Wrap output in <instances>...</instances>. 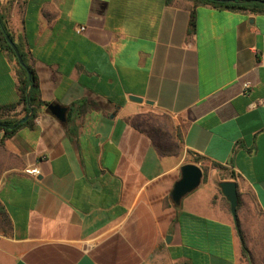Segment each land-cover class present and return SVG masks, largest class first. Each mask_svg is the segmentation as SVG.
I'll return each mask as SVG.
<instances>
[{
	"label": "crops",
	"instance_id": "crops-1",
	"mask_svg": "<svg viewBox=\"0 0 264 264\" xmlns=\"http://www.w3.org/2000/svg\"><path fill=\"white\" fill-rule=\"evenodd\" d=\"M192 7L0 0L46 103L0 139L8 264H240L219 182L264 213V12ZM17 69L0 46V118L25 116ZM185 163L208 168L175 204Z\"/></svg>",
	"mask_w": 264,
	"mask_h": 264
},
{
	"label": "trees",
	"instance_id": "trees-1",
	"mask_svg": "<svg viewBox=\"0 0 264 264\" xmlns=\"http://www.w3.org/2000/svg\"><path fill=\"white\" fill-rule=\"evenodd\" d=\"M167 3H171L172 0H166ZM193 2V7L191 9V23L193 25L195 21V6L202 3H209L210 5L214 7H225L229 9H248L252 12H264V2L262 0H236L235 2H223L221 0H191ZM241 1V2H239ZM6 35H9L8 30L5 26V23L3 22L2 17L0 16V46L5 49L16 61L17 63V74H18V92H19V101L23 104L24 113L25 115L28 114L30 111V108L28 105L32 106V113L31 116L25 120L22 121V118H16V117H6V118H0V130L2 131V135L0 139L10 137L13 135L19 128L25 125H32L33 118L35 117V106L38 104H46L45 102L41 101L38 97V82L37 77L32 69V67L28 66V71L30 72V76L27 74V70L23 68L17 61V58L15 56V53L13 52L12 48L7 44L6 42ZM23 60V54L20 52ZM25 62V60H24ZM14 104L3 107L4 110H10L14 108ZM203 170V177L206 175L207 167L201 166ZM240 200L238 198V206L237 210L239 208ZM0 213L3 215L5 221L7 224L8 218L5 214L4 208L0 205ZM240 226V225H239ZM240 249H241V255H243L248 263H251V259L249 257V250L245 241V237L243 236L241 232V238H240Z\"/></svg>",
	"mask_w": 264,
	"mask_h": 264
},
{
	"label": "water",
	"instance_id": "water-1",
	"mask_svg": "<svg viewBox=\"0 0 264 264\" xmlns=\"http://www.w3.org/2000/svg\"><path fill=\"white\" fill-rule=\"evenodd\" d=\"M223 2H235L236 0H221ZM264 2V1H263ZM7 44L12 48L15 56L17 58L18 63L27 70L28 76H30V72L28 71V66L25 64L18 47L13 42L12 38L9 35L5 37ZM30 111L26 114L22 121L27 120L32 113V106L28 105ZM48 110L53 113L58 119L64 120L65 108L60 107L57 104H48ZM181 176L175 182L172 191L170 193L171 199L175 204H178L182 197H184L187 193L195 189L201 182L203 171L195 163H185L180 167ZM219 187L221 192L227 199L229 203V210L236 228V232L241 238V230L239 227V221L237 216V206H238V192H237V184L233 180H225L219 182Z\"/></svg>",
	"mask_w": 264,
	"mask_h": 264
},
{
	"label": "rangeland",
	"instance_id": "rangeland-1",
	"mask_svg": "<svg viewBox=\"0 0 264 264\" xmlns=\"http://www.w3.org/2000/svg\"><path fill=\"white\" fill-rule=\"evenodd\" d=\"M241 200L237 216L240 230L249 250L251 263H248L247 259L241 255L240 264H264V213L258 209L249 193L244 194ZM8 233V224L0 213V264H8V257L5 255L3 247V243L6 241L1 237Z\"/></svg>",
	"mask_w": 264,
	"mask_h": 264
},
{
	"label": "built area",
	"instance_id": "built-area-1",
	"mask_svg": "<svg viewBox=\"0 0 264 264\" xmlns=\"http://www.w3.org/2000/svg\"><path fill=\"white\" fill-rule=\"evenodd\" d=\"M82 30H84V26L79 25V26L77 27V31H78V32H81ZM248 85H249L248 82H244V87H245V88H247ZM26 172H27V173H30V174H37V173H38V169H37L36 167H34V168H29V169H26Z\"/></svg>",
	"mask_w": 264,
	"mask_h": 264
}]
</instances>
